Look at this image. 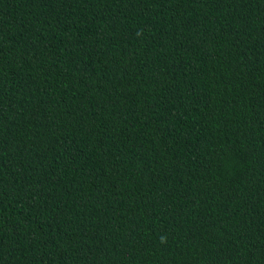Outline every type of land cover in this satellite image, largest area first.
<instances>
[{
  "label": "trees",
  "instance_id": "obj_1",
  "mask_svg": "<svg viewBox=\"0 0 264 264\" xmlns=\"http://www.w3.org/2000/svg\"><path fill=\"white\" fill-rule=\"evenodd\" d=\"M0 264H264V0H0Z\"/></svg>",
  "mask_w": 264,
  "mask_h": 264
}]
</instances>
